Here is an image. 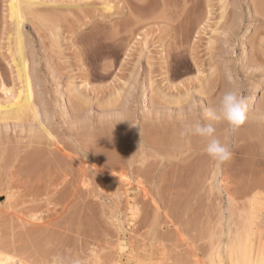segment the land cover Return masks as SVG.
<instances>
[{"label":"rangeland","instance_id":"rangeland-1","mask_svg":"<svg viewBox=\"0 0 264 264\" xmlns=\"http://www.w3.org/2000/svg\"><path fill=\"white\" fill-rule=\"evenodd\" d=\"M20 1L12 11L0 0V108L27 92L19 12L40 115L16 121L0 109L3 259L264 264V91L249 103L264 87V0H128L135 17L123 0ZM227 91L247 99L235 133L204 114ZM196 122L214 124L228 161L180 135Z\"/></svg>","mask_w":264,"mask_h":264},{"label":"bare ground","instance_id":"bare-ground-1","mask_svg":"<svg viewBox=\"0 0 264 264\" xmlns=\"http://www.w3.org/2000/svg\"><path fill=\"white\" fill-rule=\"evenodd\" d=\"M27 1H35V0H27ZM37 1V0H36ZM39 1V0H38ZM124 1V9H123V14H124V16H126V15H128L129 16V14H132V12H134V11H131V10H134V9H132L130 6H129V1L128 0H123ZM144 1V0H143ZM165 1H167V0H161V2H163V7L164 6H167V4H166V2ZM184 2H183V4L181 5V8H182V6H183V8L185 9L186 8V6H187V4H189L188 3V0H183ZM192 1V0H191ZM19 2H21L20 0H11V4H10V9L13 11L14 9H16V5L19 3ZM40 2V1H39ZM137 2H138V0H137ZM140 2V1H139ZM180 2H182V1H180ZM27 3H29V2H26L25 4H27ZM44 3H45V1H44ZM24 4V5H25ZM161 4V3H160ZM193 4H195V3H193ZM133 5H134V3H133ZM172 5V4H171ZM177 5V4H176ZM28 6H29V4H28ZM70 6V5H69ZM69 6H67L66 7V9H68V10H70V7ZM139 7V6H138ZM179 7H180V5H179ZM178 7V8H179ZM192 7V6H191ZM194 7V6H193ZM192 7V8H193ZM23 8H26V7H23ZM28 8V7H27ZM30 8V7H29ZM28 8V9H29ZM61 8V7H60ZM64 8V7H63ZM170 8H172V7H170ZM21 9V8H20ZM59 9V8H58ZM167 9H168V7L167 8H165V10L167 11ZM177 9V8H176ZM191 9V8H190ZM23 10V9H22ZM22 10H21V12H22ZM168 10H170V9H168ZM32 11V10H31ZM163 11H164V9H163ZM181 11V10H180ZM183 11V10H182ZM165 12V11H164ZM190 14V13H189ZM17 15V17L16 18H18V20H16L17 21V29H18V32H17V36H18V47H19V50H20V53H21V57L20 58H22V60H21V63H20V70H19V74H20V76H21V78L23 79L22 81L24 82V84L26 85V87L25 88H27V92L25 93L26 94V97H25V95L23 96V98H24V102H22L21 104H19V106H17V104H16V106L17 107H15L14 105V107L15 108H13V107H11V108H9V109H2V107L0 108V109H2L3 110V116H5V119H7V118H9V117H6V116H9L10 114V116L12 117V118H14L15 120L17 119H19V121H20V118L21 117H23V116H25L26 115V113H28V112H30L29 114H31V117H33L34 119H36L37 121H38V117H39V115L40 114H38L39 112H38V110H37V105H35L34 103H32L31 102V98H32V93H33V91L31 90V88H33V87H31L32 85L31 84H33V83H31L32 81V78H31V76L29 77V72H31V71H29L28 72V64H30V63H28V60H27V57H26V55H25V46H26V44H25V42H24V35H23V26H24V22H23V20L22 19H19V18H21V17H19L20 15H19V12H18V14H16ZM133 15V14H132ZM179 15H180V13H179ZM184 15V14H183ZM14 15L12 14L11 15V17H13ZM130 17V16H129ZM133 17H135L134 15H133ZM139 17H140V15H139ZM139 17H137L136 19H138L139 20ZM177 17V16H176ZM182 17V16H181ZM189 18V17H188ZM125 19H126V17H125ZM181 19V18H180ZM184 19V18H183ZM128 20V19H127ZM130 20H132V19H130ZM130 20H129V22H130ZM141 21V20H140ZM176 21H179V20H176ZM139 22V21H138ZM182 22H184V20H182ZM127 22L125 21V24H126ZM136 24H138V23H136ZM195 24V23H194ZM140 25V24H139ZM135 26V25H134ZM188 26V25H187ZM124 31H123V35H127L128 33L129 34H131V32H132V28H130L129 27V23L128 24H126V25H124ZM131 27H132V25H131ZM186 27V26H185ZM123 28V27H122ZM135 29H137V28H135ZM182 30H184V29H182ZM190 30V29H189ZM122 31V30H121ZM134 31V30H133ZM185 31V30H184ZM184 33V32H183ZM189 33V32H188ZM192 33V32H191ZM121 35V34H120ZM125 35V36H126ZM124 36V37H125ZM132 36H133V34H132ZM185 36V35H184ZM187 36H189V34L187 35ZM183 37V36H182ZM123 38V37H122ZM121 38V39H122ZM126 38H128V37H126ZM124 41H126V40H124ZM123 41V42H124ZM128 42V41H127ZM129 44V43H128ZM127 46V45H126ZM127 48V47H126ZM26 53H27V51H26ZM129 55V54H128ZM245 55H246V51H243V59H244V57H245ZM261 55V54H260ZM264 56V55H263ZM258 57V56H257ZM256 57V58H257ZM259 57H261V56H259ZM259 61V60H258ZM261 62V61H260ZM18 63V62H17ZM257 63V62H256ZM17 65V64H16ZM29 69H30V67H29ZM22 83V82H21ZM23 84V83H22ZM23 84V85H24ZM3 86V85H2ZM4 89H5V87H4ZM22 90H23V88H22ZM254 90V94H252V96L250 97V101H249V103L252 105V104H254L255 103V97H256V95H260L263 91H264V87H263V85H258L256 88H254L253 89ZM11 90L9 89H5V91L4 92H10ZM32 91V92H31ZM24 92H25V90H24ZM22 94H24L23 92H22ZM35 96V95H34ZM34 96H33V98H34ZM147 96V95H146ZM18 98H21V100H22V97H21V92H20V97H18ZM148 98V97H147ZM147 98H145L146 100H147ZM35 99V98H34ZM33 102H34V100H32ZM21 102V101H20ZM19 102V103H20ZM146 102V101H145ZM249 104V105H250ZM1 110V111H2ZM11 112V113H10ZM10 113V114H9ZM1 114V113H0ZM8 114V115H7ZM29 116V115H28ZM26 117H27V115H26ZM30 117V116H29ZM30 117V118H31ZM2 119V118H1ZM1 119H0V121H1ZM5 119H4V121H5ZM13 119V120H14ZM26 119H28V118H26ZM10 120H12V119H10ZM16 120V121H17ZM29 120V119H28ZM33 120V119H32ZM3 121V120H2ZM23 121H24V119H23ZM27 121V120H26ZM39 122V121H38ZM22 123V122H21ZM43 127V126H42ZM161 127V126H160ZM43 129H44V127H43ZM48 133V135H49V138H51L53 141H55V143L54 144H56L55 145V147H57V149L58 150H60L61 152H62V154L63 153H65V151L64 150H62L59 146H58V143L56 142V140H58V139H55V137L52 135V134H50L49 132H47ZM163 133V132H162ZM167 137V136H166ZM171 137V136H170ZM162 139V138H161ZM164 139H166L165 137H164ZM173 139V138H172ZM44 140V139H43ZM53 141H52V145H54L53 144ZM42 142V141H41ZM48 142H50L49 141V139H48ZM160 143H162V142H160ZM39 144H42V143H40L39 142ZM48 144V143H47ZM87 144H88V142H87ZM87 144L85 143V146H86V148H87ZM45 145V144H44ZM51 145V146H52ZM67 145V144H66ZM89 145V144H88ZM193 145H195V144H193ZM190 146H192V145H190ZM54 147V146H53ZM194 147V146H193ZM65 148V147H64ZM191 148V147H190ZM56 149V150H57ZM88 149V148H87ZM202 149H204V148H202ZM51 150V149H50ZM190 150H192V149H190ZM5 151V150H4ZM41 151V150H40ZM49 151V150H48ZM67 151V150H66ZM88 151V150H87ZM87 151H85V153L87 154ZM190 152V151H189ZM196 152V151H195ZM56 153V152H55ZM199 153V152H198ZM201 153V152H200ZM40 154V153H39ZM53 154V153H52ZM57 154V153H56ZM68 153H65L64 155L65 156H68V158L71 156L70 154H68ZM85 154V155H86ZM196 154V153H195ZM194 154V155H195ZM10 155V154H9ZM12 155V154H11ZM182 155V154H181ZM1 156V155H0ZM46 156V155H45ZM116 156V155H115ZM115 156H113V157H115ZM183 156V155H182ZM13 157V156H12ZM105 157V156H104ZM4 158H5V156H4ZM28 158H29V156H28ZM46 158V157H45ZM72 158V157H71ZM7 159H8V157H7ZM6 159V160H7ZM11 159H13L14 160V158H11ZM34 159V158H33ZM53 159V158H52ZM51 159V160H52ZM101 159H102V157H101ZM100 159V160H101ZM105 159V158H104ZM113 159H115V158H113ZM30 160V159H29ZM48 160V159H47ZM54 160V159H53ZM71 160V159H70ZM111 160V159H110ZM9 161V160H8ZM28 161V160H27ZM31 161V160H30ZM72 161V160H71ZM81 161V160H80ZM97 161V160H96ZM2 162V161H1ZM34 162V161H33ZM40 162V161H39ZM54 162V161H53ZM114 162V161H113ZM82 163V162H81ZM108 163V162H107ZM112 163V162H111ZM186 163V162H185ZM13 164V163H12ZM27 164V163H26ZM28 164H30V163H28ZM27 164V165H28ZM36 164V163H35ZM42 164V163H41ZM85 164H86V162H85ZM39 165H40V163H39ZM47 165V164H46ZM23 167H25V166H23ZM30 167V166H29ZM41 168L43 167L42 165L40 166ZM141 167H143V166H141ZM140 169V168H139ZM143 169V168H142ZM28 171V170H27ZM32 171H33V169H32ZM38 171V170H37ZM40 171V170H39ZM140 171V170H139ZM145 171V170H144ZM146 173V172H145ZM141 175V174H140ZM83 178H85V181H84V183L86 182V177L83 175ZM82 181H83V179H82ZM259 181V180H258ZM264 182V181H263ZM256 184H258V183H256ZM255 184V185H256ZM264 184V183H263ZM255 185H254V187H255ZM258 186H259V184H258ZM251 187V186H250ZM257 187V186H256ZM255 187V188H256ZM258 188V187H257ZM254 190V189H253ZM256 190V189H255ZM252 235V234H251ZM250 235V236H251ZM248 237L246 234L245 235H243V241H244V237ZM252 238V237H251ZM240 239V238H239ZM245 239H247V238H245ZM251 240V239H250ZM253 240V239H252ZM241 240H239V242H240ZM15 243V242H14ZM243 243H245L246 244V242L244 241ZM253 243V242H252ZM258 244V243H257ZM1 246H2V244H1ZM253 246V245H252ZM243 247H244V244H243V246L242 247H240L241 249L239 250V252H238V255L240 256V258L241 259H244L245 261H249V254H247L246 252H244L245 251V249L243 250ZM245 248V247H244ZM250 248V247H249ZM256 248H257V245H256ZM219 251V250H218ZM218 251H217V254H218ZM264 251V250H263ZM194 252V251H193ZM1 253V252H0ZM264 253V252H263ZM215 254V253H214ZM217 254H215L216 255V257L218 256ZM255 254H258L257 253V250H256V253ZM2 255V254H1ZM0 255V264H9V262L11 263V258H9L10 260H4L3 259V257L4 256H1ZM194 255V254H193ZM259 255H260V253H259ZM195 256V255H194ZM1 257H2V259H1ZM198 257V256H197ZM196 257V258H197ZM219 257H221V256H219ZM6 259H8V257L6 258ZM14 260V259H13ZM48 260V259H47ZM50 260V259H49ZM43 261V260H42ZM20 264V263H19ZM22 264V263H21ZM197 264H199V261H198V263Z\"/></svg>","mask_w":264,"mask_h":264},{"label":"clouds","instance_id":"clouds-1","mask_svg":"<svg viewBox=\"0 0 264 264\" xmlns=\"http://www.w3.org/2000/svg\"><path fill=\"white\" fill-rule=\"evenodd\" d=\"M246 112L247 99L241 94L227 91L220 97L218 105L205 108L204 114L209 121L223 120L227 124V131L235 133L245 123ZM216 132L213 123L196 122L186 125L180 135L200 137L204 141L206 154L218 164H222L231 158L232 152L230 147L218 138ZM52 264H65L64 258L60 255L54 256Z\"/></svg>","mask_w":264,"mask_h":264}]
</instances>
